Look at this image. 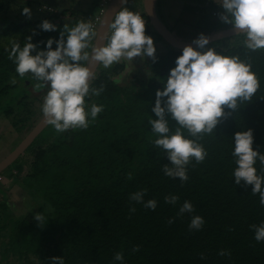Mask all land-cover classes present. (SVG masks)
<instances>
[{
    "label": "trees",
    "instance_id": "16d2710c",
    "mask_svg": "<svg viewBox=\"0 0 264 264\" xmlns=\"http://www.w3.org/2000/svg\"><path fill=\"white\" fill-rule=\"evenodd\" d=\"M9 2L19 4L14 17L5 12ZM218 2L194 0L185 6L186 12L205 23V35L233 26L223 25ZM21 3L22 0L0 2V41L34 28L31 42L37 49L33 55L46 50L49 38H53L55 49L65 24L73 27L81 20L91 22L94 17L86 19L88 14L84 12L82 16L83 11L75 5L59 9L38 3L35 9L40 17L34 18L31 13L28 18L23 9H31L34 2ZM140 14L146 22V34L152 36L156 31L148 15L145 11ZM44 20L57 29L42 30ZM236 36L244 39L243 34ZM25 43L27 37L20 39L21 48ZM11 48L0 45V116L10 119L18 133L25 130L27 135L40 119L33 110L34 92L48 89L31 90L32 82L26 84L8 58ZM216 50L225 55L239 54L242 60L250 57L251 70L260 86L252 100L241 104L238 110L226 108L230 114L213 134L199 141L208 155L202 163L193 160L187 166L189 180L182 183L178 177L164 175L163 165L171 166V162L163 150L154 147L152 142L157 136L148 123L149 119H158L152 111L156 91L163 90L170 69L176 66V58L183 50L172 47L155 53V61L146 57L141 61L143 77L137 75L138 69H132L118 83L111 77L125 74L127 63L114 64L109 70L97 72L92 82L96 88L104 84L105 90L100 96L86 97L87 104L104 105V110L86 130L58 134L49 125L46 135L45 129L24 153L30 155L24 187L38 193L54 208L53 213L43 208L36 212L44 215L47 222L40 226L34 219L36 213L24 218L11 216L5 208L6 200L0 198V249L8 263L13 260L15 264H52V257L62 256L65 264H121L114 255L122 252L123 264H264V241L257 242L250 228L264 222V206L259 194L251 193L252 185L235 183L232 155L235 133L248 129L253 131V148L264 154V50L249 52L241 43ZM12 78L16 79L15 84ZM168 121L174 132L178 125L171 117ZM254 167L264 176V165L257 160ZM129 173L132 179L127 178ZM144 189L145 202L157 201L155 210L130 200L132 193ZM169 195L179 197L175 205L165 203ZM186 200L193 204L194 212L178 215ZM133 205L136 211L130 213ZM195 215L205 220L199 230L189 228ZM169 219L174 222L169 224ZM136 245L140 246L139 251L133 252ZM221 250L231 254L221 256Z\"/></svg>",
    "mask_w": 264,
    "mask_h": 264
},
{
    "label": "clouds",
    "instance_id": "9594fccd",
    "mask_svg": "<svg viewBox=\"0 0 264 264\" xmlns=\"http://www.w3.org/2000/svg\"><path fill=\"white\" fill-rule=\"evenodd\" d=\"M122 2L126 4L127 0ZM218 3L224 9L220 19L232 24L237 34H243V47L249 52L264 50V0H219ZM23 14L30 18V9L25 7ZM40 27L44 31L57 29L48 20H44ZM31 40V36L27 37L23 48L14 42L8 58L15 63V71L21 78L29 75L39 82L35 84L37 90L48 89L43 97L41 111L45 123L51 125L58 134L68 130H86L103 112L104 105L93 102L89 106L86 101V97L100 96L105 90L104 84L99 88L92 87V82L97 78L98 66L108 69L121 62L132 63L136 57L156 60V48L153 38L146 34L144 17L127 7H122L107 23L102 44L98 43L95 26L85 20L73 27L65 24L60 39L55 41V49L52 48L53 38H49L46 50L36 51L33 55L37 45ZM193 43L197 47H184L182 54L176 58V66L170 69L163 90L156 91L152 111L158 119L148 120L151 131L157 136L152 142L154 147L163 150L171 162V166L163 165L164 175L178 177L182 183L189 180L187 166L193 160L196 164L202 163L208 155L199 141L205 135L213 134L221 120L230 114L225 111L226 108L238 110L241 104L252 100L260 86L256 74L251 70L250 57L242 60L239 54L225 55L216 48L204 50L209 44V37L203 33ZM123 75L121 73L111 78L114 83H118ZM11 82L15 84L16 79L12 78ZM169 117L178 125L174 132L169 127ZM234 141L232 155L236 164L233 172L235 183L243 181L245 185H252L251 193L259 194V202L264 206V176L259 175L254 167L257 160L264 165V154L253 148L251 129L236 132ZM127 178L132 179V174L129 173ZM146 191L132 193L130 200L155 210V199L144 201ZM178 200L176 195L165 197V203L172 205ZM194 210L193 204L186 200L180 206L178 215ZM129 211L134 213L135 206H131ZM34 219L40 222V226L47 222L41 213H36ZM173 222V219L168 221L169 224ZM204 223L202 216L195 215L189 228L199 230ZM250 228L254 230L257 242L264 241V222L252 224ZM139 248L136 245L132 251L137 252ZM230 254L225 250L219 252L221 256ZM201 258H204L203 254ZM51 260L52 264H65L62 256H54ZM114 260L123 264V253L116 252Z\"/></svg>",
    "mask_w": 264,
    "mask_h": 264
},
{
    "label": "rangeland",
    "instance_id": "374dc122",
    "mask_svg": "<svg viewBox=\"0 0 264 264\" xmlns=\"http://www.w3.org/2000/svg\"><path fill=\"white\" fill-rule=\"evenodd\" d=\"M1 1L3 0H0V2ZM4 1L8 2L9 0H4ZM32 1L34 3L30 11L34 18L40 17V14L37 13L35 9L38 3L50 4L54 7H58L59 9L69 7L70 5H75L78 6L80 10L83 11L82 16H84V12H86L85 14H88L85 15L86 19L89 18V16H94L100 10L99 4H97L99 3L100 0H32ZM143 1L144 0H133V1L129 0L127 4L124 5L123 7H127L134 12L142 13L144 8ZM192 2H194V0H185L183 2L179 0H159V3L156 4V11L160 19L172 30V32L179 39L183 41H193L194 39L199 37L201 33L205 34L206 32L204 25L205 23L201 22L200 20L201 18L197 20V18H195L194 15L186 12V8H185L186 4ZM23 3L24 0H22L21 4ZM17 7H19V4L13 5L10 3L6 6L5 12L6 13L8 12L9 17H14L15 14H18V11H15ZM221 11L222 12L224 11L222 6H221ZM222 23L224 26L230 25L228 23H224L223 21ZM35 33H36V29L34 28L27 29L24 32L2 39L0 41V45L2 47L10 48L12 47L14 42L19 43L20 39H22L23 37L31 36V38H34ZM151 37L153 38L154 41L156 53H162L167 51V49L172 48V46L169 45L167 42H165L164 39H162L158 33L156 32L152 33ZM239 43H241V37L235 35L209 43L204 50H206L207 48H228L231 46L238 45ZM145 59L146 58L142 60L140 57H136L132 61V63L125 61L127 63V71L124 75H127L129 72H131L132 69H138L137 75L139 77H143L144 66H142L141 61H144ZM101 70H109V68L105 69L103 68L102 65H100L98 67L97 72ZM23 79H25L26 84L27 82L29 83L32 82L33 88L31 90L33 92L37 90L35 88V84L39 83L38 81L31 78L29 75H26L25 77H23ZM47 91L44 92L42 91L40 93L34 92V96H36V98H34L33 101V107H34L33 110L35 112V117H38V119L39 118L41 119L43 117L41 111V105L43 103V97L46 95ZM16 94H18V90ZM26 133L27 131L25 130L18 133L12 127L10 119L5 117L4 115L0 116V162L14 150V148L25 137ZM46 133H47V129L46 132L44 131L43 135H46ZM29 160H30V155L27 152L26 154L22 155L17 162H14L11 166L5 169L2 172V175L0 176L1 177L0 196L1 198H3L4 201L6 200L5 208L8 211V214L17 218H24L28 214H34L38 211L39 208H43L44 211L47 213L54 212V208L46 200H44L38 193H36L35 191L31 192L29 191V189H27L26 186L24 187V185H26L25 183L28 182L24 176L28 169ZM0 264H15V262L12 260L10 261V263H8L7 256L4 255L2 249H0Z\"/></svg>",
    "mask_w": 264,
    "mask_h": 264
},
{
    "label": "water",
    "instance_id": "95a60500",
    "mask_svg": "<svg viewBox=\"0 0 264 264\" xmlns=\"http://www.w3.org/2000/svg\"><path fill=\"white\" fill-rule=\"evenodd\" d=\"M129 0H127L128 2ZM158 0H144V8L145 12L149 17V20L151 22V25L153 26V29L164 39L165 42H167L169 45H171L173 48L178 50H183L185 46L192 45L193 47H197L193 43V41H183L179 39L172 31L171 29L165 25L159 18L157 11H156V4ZM125 4L122 2V0H112V2L108 5V8L106 9L102 21L100 23V26L98 28V43L102 44L103 41V34L107 30V23L110 22L112 18H114L115 13L118 12ZM237 34L235 29L232 27L220 30L218 32L211 33L209 35H206L209 37V43L215 42L217 40L231 37ZM96 43V40H94V43ZM93 68L96 67L95 65H91ZM99 67V66H98ZM98 67L96 68V72L98 70ZM29 85V82H27ZM49 125L45 123L44 117H42L37 124L33 127V129L20 141V143L14 148V150L5 157L0 162V174L7 169L9 166H11L20 156H22L28 147L34 142V140L48 127Z\"/></svg>",
    "mask_w": 264,
    "mask_h": 264
},
{
    "label": "built area",
    "instance_id": "2783aa9c",
    "mask_svg": "<svg viewBox=\"0 0 264 264\" xmlns=\"http://www.w3.org/2000/svg\"><path fill=\"white\" fill-rule=\"evenodd\" d=\"M111 0H105L101 5H100V10L97 14L94 15L93 19L91 20V23L95 26L96 30L98 31V28L100 26V23L102 21V17L106 11L107 6ZM44 8H48L49 10H52V8L44 6ZM1 179V177H0Z\"/></svg>",
    "mask_w": 264,
    "mask_h": 264
},
{
    "label": "crops",
    "instance_id": "0c3cea01",
    "mask_svg": "<svg viewBox=\"0 0 264 264\" xmlns=\"http://www.w3.org/2000/svg\"><path fill=\"white\" fill-rule=\"evenodd\" d=\"M104 1H105V0H100L99 3H97V4H99V7H100V5H101ZM111 2H112V0H111ZM111 2H110V3H111ZM110 3H109V4H110ZM126 4H127V3H126ZM126 4H125V5H126ZM143 5H144V1H143ZM143 11H145V8H143ZM2 188H3V187H2ZM0 198H1V196H0Z\"/></svg>",
    "mask_w": 264,
    "mask_h": 264
},
{
    "label": "flooded vegetation",
    "instance_id": "af4514ba",
    "mask_svg": "<svg viewBox=\"0 0 264 264\" xmlns=\"http://www.w3.org/2000/svg\"><path fill=\"white\" fill-rule=\"evenodd\" d=\"M179 1H185V0H179ZM159 3V0L157 1V4ZM160 18V17H159ZM161 20V19H160ZM162 21V20H161ZM163 22V21H162ZM164 23V22H163ZM165 24V23H164ZM166 25V24H165ZM172 31V30H171Z\"/></svg>",
    "mask_w": 264,
    "mask_h": 264
}]
</instances>
